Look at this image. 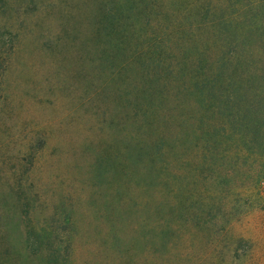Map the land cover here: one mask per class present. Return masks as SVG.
<instances>
[{"label": "trees", "instance_id": "obj_1", "mask_svg": "<svg viewBox=\"0 0 264 264\" xmlns=\"http://www.w3.org/2000/svg\"><path fill=\"white\" fill-rule=\"evenodd\" d=\"M50 4L65 17L16 21L0 49L19 251L45 264H264V228L234 231L256 210L264 227V0Z\"/></svg>", "mask_w": 264, "mask_h": 264}, {"label": "rangeland", "instance_id": "obj_2", "mask_svg": "<svg viewBox=\"0 0 264 264\" xmlns=\"http://www.w3.org/2000/svg\"><path fill=\"white\" fill-rule=\"evenodd\" d=\"M84 2V0H83ZM51 0H0V49H8L4 43L13 34V29L20 23L16 21L31 22L35 17H42L43 21H48L51 17H65L63 13L58 16V8L54 9L50 4ZM64 5V7H63ZM84 6H78L74 11L76 17H87L91 15V8L82 9ZM66 5L61 4V9ZM95 5H93V9ZM45 29V28H44ZM23 51L34 49L33 46L24 44L19 46ZM14 125V124H11ZM28 128L35 129L33 123L28 124ZM41 128V126H39ZM15 191L7 183V177L0 170V264H45L37 257H32L30 253L23 254L19 251L21 242L17 240V232L10 230L7 226L8 208L15 205ZM259 211H253L234 227L238 233L249 234L259 237L263 231V224L260 219ZM13 235V239H12ZM12 239V241H10Z\"/></svg>", "mask_w": 264, "mask_h": 264}]
</instances>
